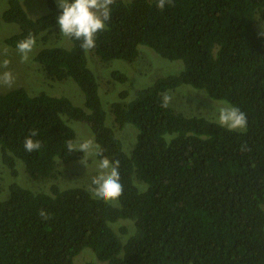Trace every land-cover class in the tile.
<instances>
[{"label": "trees", "instance_id": "obj_1", "mask_svg": "<svg viewBox=\"0 0 264 264\" xmlns=\"http://www.w3.org/2000/svg\"><path fill=\"white\" fill-rule=\"evenodd\" d=\"M7 3L2 19L19 27L5 40L9 47L59 26L62 9L53 0L37 19L18 0ZM157 3L115 0L94 48L70 38V48L43 47L35 54L48 80L77 84L83 108L22 88L0 94L1 163L12 176L16 160L36 181L53 178L57 161L82 160L80 151L67 150L75 140L72 120L89 127L99 161L119 160L123 185L114 207L80 187L52 184L35 193L10 184L8 197L0 199V264H74L84 248L105 264H264V34L256 29L264 22V0H172L163 10ZM139 46L181 61L183 69L137 91L127 104H111L115 124L137 131L127 155L105 124L86 52L102 63L134 62ZM113 79L127 81L117 72ZM183 85L239 107L246 131L162 107L163 93ZM32 130H38L31 138L41 147L29 153L24 140ZM118 221L120 236L114 231Z\"/></svg>", "mask_w": 264, "mask_h": 264}, {"label": "rangeland", "instance_id": "obj_2", "mask_svg": "<svg viewBox=\"0 0 264 264\" xmlns=\"http://www.w3.org/2000/svg\"><path fill=\"white\" fill-rule=\"evenodd\" d=\"M18 1L31 19H37L49 12L47 0ZM53 1L56 9L59 10L58 0ZM7 8V0H0V74L10 71L14 77V83L11 87L0 84V94L22 88L31 96L42 93L52 97L63 96L68 98L74 106L83 108L84 95L72 79L66 78L60 82L50 81L44 76L40 65L34 60L35 54L43 47L58 46L70 48L72 45L70 38L60 33V28L57 26L50 32L43 33L35 39L36 45L29 54L28 61L22 62L17 48H12L5 44L7 38L19 32V27L16 24L3 21L2 15ZM256 29L259 32L263 30L264 34V22H257ZM138 51V57L134 62L111 60L108 63H102L89 50L86 52L87 65L95 74L99 83L100 92L98 91V93L105 112V124L114 131L115 136L122 144L124 153L127 155H130L134 148L137 131L129 124H125L123 127L115 124L111 112V104L116 102L127 104L135 99L137 91L151 86L161 77L176 75L183 69L181 61L163 59L147 47L139 46ZM4 61H8L7 68L3 66ZM115 72L125 75L127 81L120 83L113 79V73ZM121 93H125L123 99H121ZM165 96L171 97L168 106L175 112L188 117H204L217 123L219 108L228 104L224 101L213 100L204 91L186 85L164 92L163 99ZM68 125L75 133L73 144L78 145L82 142L91 144L88 152L80 151L84 155L82 159L84 163L81 162L82 160L71 161L66 164L57 161L53 178L36 181L29 177L23 163L19 160H16L15 163L16 174L12 176L8 168L1 163L0 155V199L5 200L8 197L7 189L13 183L35 193H46L52 184H57L60 189L84 188L92 195L90 191L92 187L91 181L99 172V160L96 158L97 147L93 135L89 127L82 122L69 120ZM135 183L140 189L145 188L143 184L137 181ZM109 204L117 207L118 201L110 202ZM119 221L115 229L113 226L114 231H117L118 235L121 227L118 224ZM73 261L74 264H105L98 262L89 248H84Z\"/></svg>", "mask_w": 264, "mask_h": 264}, {"label": "clouds", "instance_id": "obj_3", "mask_svg": "<svg viewBox=\"0 0 264 264\" xmlns=\"http://www.w3.org/2000/svg\"><path fill=\"white\" fill-rule=\"evenodd\" d=\"M115 0H58V6L62 13L58 16L57 22L60 33L64 36L81 41V47L92 49L95 47L96 36L99 32L105 31L106 22L111 18V5ZM172 0H158L157 8L163 10L166 4H171ZM36 45L35 37L31 34L25 39L17 42V51L21 56V61L26 62L29 54ZM8 61H4V67L7 68ZM14 83V77L10 71L0 74V84L11 87ZM171 97L165 96L162 107H167ZM218 123L221 127L229 131H246L247 116L239 107L226 104L218 110ZM38 135V130H32L30 136L24 140V148L31 153L40 149L41 143L33 140L31 137ZM96 155H102L99 146ZM91 144L82 142L73 144L71 141L67 144L69 153L83 151L88 152ZM82 163L83 160L81 161ZM119 160L110 161L107 157H102L98 163V175L92 178L90 189L95 198L103 200L105 203L116 202L123 194V185L120 183ZM86 166V165H85ZM40 215L44 219H49V215L41 211Z\"/></svg>", "mask_w": 264, "mask_h": 264}]
</instances>
